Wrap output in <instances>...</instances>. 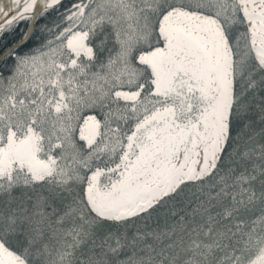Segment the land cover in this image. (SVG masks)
I'll return each instance as SVG.
<instances>
[{
    "label": "snow or ice",
    "instance_id": "6c2138e0",
    "mask_svg": "<svg viewBox=\"0 0 264 264\" xmlns=\"http://www.w3.org/2000/svg\"><path fill=\"white\" fill-rule=\"evenodd\" d=\"M0 264H264V0H0Z\"/></svg>",
    "mask_w": 264,
    "mask_h": 264
}]
</instances>
